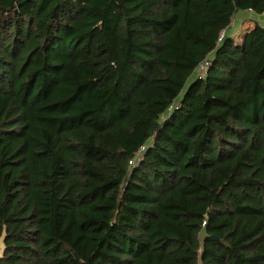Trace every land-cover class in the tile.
<instances>
[{
    "label": "trees",
    "instance_id": "obj_1",
    "mask_svg": "<svg viewBox=\"0 0 264 264\" xmlns=\"http://www.w3.org/2000/svg\"><path fill=\"white\" fill-rule=\"evenodd\" d=\"M261 16L0 0V264H264Z\"/></svg>",
    "mask_w": 264,
    "mask_h": 264
},
{
    "label": "rangeland",
    "instance_id": "obj_2",
    "mask_svg": "<svg viewBox=\"0 0 264 264\" xmlns=\"http://www.w3.org/2000/svg\"><path fill=\"white\" fill-rule=\"evenodd\" d=\"M254 15L248 12H242V13H238L236 15V18L233 22V28H234V32H233V37H235L236 40H241L242 35L251 27H253L254 25ZM259 20L264 21L263 16H261L259 18ZM3 248V243L1 241L0 243V249ZM2 254V250L0 252V256Z\"/></svg>",
    "mask_w": 264,
    "mask_h": 264
},
{
    "label": "built area",
    "instance_id": "obj_3",
    "mask_svg": "<svg viewBox=\"0 0 264 264\" xmlns=\"http://www.w3.org/2000/svg\"><path fill=\"white\" fill-rule=\"evenodd\" d=\"M208 65H209V62L207 61L204 63H201L198 70L203 73L207 69Z\"/></svg>",
    "mask_w": 264,
    "mask_h": 264
},
{
    "label": "water",
    "instance_id": "obj_4",
    "mask_svg": "<svg viewBox=\"0 0 264 264\" xmlns=\"http://www.w3.org/2000/svg\"><path fill=\"white\" fill-rule=\"evenodd\" d=\"M21 1L24 2V1H26V0H21ZM2 243H3V241H2ZM3 252H4V246H3L2 255H3Z\"/></svg>",
    "mask_w": 264,
    "mask_h": 264
},
{
    "label": "bare ground",
    "instance_id": "obj_5",
    "mask_svg": "<svg viewBox=\"0 0 264 264\" xmlns=\"http://www.w3.org/2000/svg\"><path fill=\"white\" fill-rule=\"evenodd\" d=\"M1 250L3 251V248H2V249H0V252H1ZM1 256H2V254H1ZM1 256H0V257H1Z\"/></svg>",
    "mask_w": 264,
    "mask_h": 264
},
{
    "label": "crops",
    "instance_id": "obj_6",
    "mask_svg": "<svg viewBox=\"0 0 264 264\" xmlns=\"http://www.w3.org/2000/svg\"><path fill=\"white\" fill-rule=\"evenodd\" d=\"M240 13H242V12H240Z\"/></svg>",
    "mask_w": 264,
    "mask_h": 264
}]
</instances>
